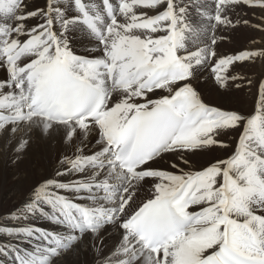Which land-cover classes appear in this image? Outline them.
<instances>
[{
	"label": "snow or ice",
	"instance_id": "snow-or-ice-1",
	"mask_svg": "<svg viewBox=\"0 0 264 264\" xmlns=\"http://www.w3.org/2000/svg\"><path fill=\"white\" fill-rule=\"evenodd\" d=\"M241 24L264 33V0H0V138L65 149L0 219V264H264V79L248 111L203 95L253 85L233 70L264 35L215 50Z\"/></svg>",
	"mask_w": 264,
	"mask_h": 264
},
{
	"label": "bare ground",
	"instance_id": "bare-ground-1",
	"mask_svg": "<svg viewBox=\"0 0 264 264\" xmlns=\"http://www.w3.org/2000/svg\"><path fill=\"white\" fill-rule=\"evenodd\" d=\"M30 2L42 6L44 0H30ZM257 15H259V13H257ZM191 20L193 24H197L199 22V18L196 15L195 11H193L192 13ZM235 28H221V34H216L217 44L223 42L224 37L222 33L228 32V30L231 29L235 30ZM257 32L252 35V39H257L258 44V42L260 41L259 38L261 37V33ZM211 35L212 33L209 30L207 37L208 40L211 39ZM254 47H257V45H254L253 43L251 45L246 43L241 48L242 50H245ZM262 79H264V77ZM211 86L212 85H209V87ZM211 91L213 93L212 96H215L216 98H221L222 94H224V91L217 90L214 86ZM248 96H253L254 99L253 93L250 92L247 97ZM224 97V99H227V103L229 105L227 108L237 109L240 111H248L253 104L252 102L249 105H237V107H235L234 105L236 104L235 102L233 103V101H231V97ZM64 151L65 149L63 145L56 140H36L30 146L25 156L21 160L14 162L15 157L12 153L11 148L8 147L6 141L3 138H0V205L5 204L9 206L7 211L0 212V219H2L6 213L12 211L15 208H18L21 204H23L24 201L28 198L32 188L36 184L54 174L58 159ZM9 178H14L13 185L11 187H4V182ZM113 240L114 235L112 239L105 240V245L110 247L113 243ZM88 255H90V252H82L77 260H73L71 257H67L65 258L66 264H83V259ZM57 264H60V261H57Z\"/></svg>",
	"mask_w": 264,
	"mask_h": 264
},
{
	"label": "rangeland",
	"instance_id": "rangeland-1",
	"mask_svg": "<svg viewBox=\"0 0 264 264\" xmlns=\"http://www.w3.org/2000/svg\"><path fill=\"white\" fill-rule=\"evenodd\" d=\"M200 2L203 3L204 0H200ZM209 2H210V0H209ZM241 15H243V13H241ZM257 17H258L257 14H256V16H253V14L251 12H248V14L246 16V18L250 19L251 23H254V24H258L261 22ZM257 31L258 30L254 29L252 27H246V26H243L241 24V25L237 26L235 28V30L231 29V30H228V32L222 33L223 37H224L223 42L217 44L215 46V50L219 54H233L235 52L241 51L242 50L241 47L243 45H245L246 43L251 45L253 40L257 41V39H254V38L252 39V35ZM221 32L222 31L220 28L216 31V34L217 35L221 34ZM225 34H226V36H225ZM262 35H264V33H261V37H262ZM261 37L259 38L260 41H261ZM259 42H258V44H259ZM263 71H264V60H261L259 58L255 61V63H252V62L239 63L235 67V69L233 70V73L252 79L253 85L249 86L247 83V79L237 80L235 83L230 82V87L227 91L221 90V91H224V94H222L221 98H216L215 96H212L213 93H212L211 89L213 88V86H211V87L206 88L204 90L203 95H204L205 102H207L211 105L228 107L229 105L227 103V99H224L225 98L224 96H229V97H231L230 99H232L231 101H233V103L235 102L236 105L233 104L235 107H237V105L238 106H245V105L251 104L254 100L253 96L247 97V95L250 94V92H251L254 94V98H255V94L257 93L255 81L258 78L262 79L264 77ZM235 84H241L242 87L237 89L235 87ZM13 183H14V178H9L4 182L3 186L4 187H11L13 185ZM8 208H9L8 205H5V204L0 205V212H5L8 210ZM83 264H92V253L91 252H90V255L86 256L83 259Z\"/></svg>",
	"mask_w": 264,
	"mask_h": 264
}]
</instances>
